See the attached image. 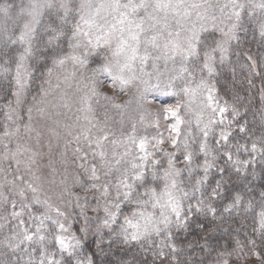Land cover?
Here are the masks:
<instances>
[{"label": "snow or ice", "instance_id": "obj_1", "mask_svg": "<svg viewBox=\"0 0 264 264\" xmlns=\"http://www.w3.org/2000/svg\"><path fill=\"white\" fill-rule=\"evenodd\" d=\"M253 257L264 0H0V264Z\"/></svg>", "mask_w": 264, "mask_h": 264}, {"label": "rangeland", "instance_id": "obj_2", "mask_svg": "<svg viewBox=\"0 0 264 264\" xmlns=\"http://www.w3.org/2000/svg\"><path fill=\"white\" fill-rule=\"evenodd\" d=\"M130 95L131 94L122 96L119 100L116 101V103H123V102L127 101L130 98ZM160 101H163L165 103V106L168 103H173L174 102L171 98L159 97L157 103H155V104H147V105H145V108L149 109L152 113L155 114L161 109ZM134 108H135V103H133V105H132V109H134ZM136 118L138 119V117H136ZM165 124H166L165 120L161 117V119H160L161 130L164 129ZM153 132H154V129H151V128L148 129V133L149 134H151ZM236 227H240V225L237 224ZM247 232L250 235L251 234V229L248 228ZM238 238L241 239L242 241L245 239V231L243 229L240 231ZM189 239H195V237L194 236L193 237H189ZM245 264H256L255 258L253 257V258L247 260L245 262Z\"/></svg>", "mask_w": 264, "mask_h": 264}, {"label": "trees", "instance_id": "obj_3", "mask_svg": "<svg viewBox=\"0 0 264 264\" xmlns=\"http://www.w3.org/2000/svg\"><path fill=\"white\" fill-rule=\"evenodd\" d=\"M247 47L251 48L253 53H255V52H257L259 50L258 42H252L251 40H250L249 44L247 45ZM233 59H235V57H233ZM241 62L243 63V61H241ZM238 72H239V70H238ZM225 77L227 78V80H230L231 79L230 73L226 72L225 73ZM241 78H242V75H241ZM225 82H226L225 78L222 77L221 78V83L223 84ZM221 94H223V93H221ZM253 105H254L253 111H255V109L259 107L258 100H253ZM251 118L252 117H251V114H250L249 115V119L251 120Z\"/></svg>", "mask_w": 264, "mask_h": 264}]
</instances>
